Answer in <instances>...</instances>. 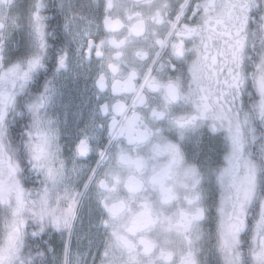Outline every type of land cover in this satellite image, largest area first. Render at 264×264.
<instances>
[{"label": "snow or ice", "instance_id": "1", "mask_svg": "<svg viewBox=\"0 0 264 264\" xmlns=\"http://www.w3.org/2000/svg\"><path fill=\"white\" fill-rule=\"evenodd\" d=\"M0 264H264V0H0Z\"/></svg>", "mask_w": 264, "mask_h": 264}, {"label": "flooded vegetation", "instance_id": "2", "mask_svg": "<svg viewBox=\"0 0 264 264\" xmlns=\"http://www.w3.org/2000/svg\"><path fill=\"white\" fill-rule=\"evenodd\" d=\"M74 85L69 83L68 85V93L67 98H75L76 94L74 92ZM74 107L69 110L71 113L74 111ZM69 119L71 120V114L69 116ZM197 139L200 140L199 143H197ZM221 137L210 134L207 130H205L202 133L201 137L193 136V138L188 142L186 145V150L189 153V155L199 153L201 159H216L222 151V142Z\"/></svg>", "mask_w": 264, "mask_h": 264}]
</instances>
